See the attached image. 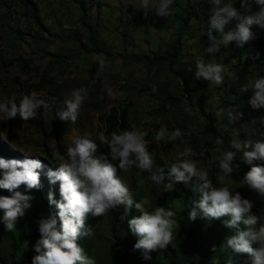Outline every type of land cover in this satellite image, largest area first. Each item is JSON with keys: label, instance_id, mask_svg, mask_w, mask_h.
Returning <instances> with one entry per match:
<instances>
[{"label": "rangeland", "instance_id": "374dc122", "mask_svg": "<svg viewBox=\"0 0 264 264\" xmlns=\"http://www.w3.org/2000/svg\"><path fill=\"white\" fill-rule=\"evenodd\" d=\"M33 1L37 6L35 15L39 17L41 25L33 22L31 11L20 3L17 4L16 0H0V55L5 60L3 64L0 62V100L15 95L18 103L20 97L35 90L48 101L49 107L44 110L41 106L37 117L27 122L22 121L19 115L10 121H0V150L14 152V157L21 160L43 158L54 170H58L60 165L54 155L66 156L67 148L76 137L87 135L96 140L101 132L110 137L112 132H108L107 118L114 111L121 114L127 108L129 128L136 125L147 132L145 141L153 158L152 170L159 161L160 167L157 171L162 170L168 175L170 168L165 160L174 161L185 147H191V158L198 162L200 169L208 170L214 186H219L216 184L215 175L221 152L228 151L226 145L231 144L233 139L264 141V123H261L264 120V109L255 110L258 117L256 125L245 121L251 105L249 103L243 108L241 97L247 92L240 90L251 81L264 77V68H248L246 54L241 61L238 53L234 57V50L222 49L223 46L215 55L205 52V36L211 10L209 0H202L207 1L205 3L191 1L190 5L195 7L194 12L198 17L193 19L189 29L185 31L184 51L180 53L172 70L169 68V61L148 66L144 60L140 62L137 58L147 57L152 60L155 57H167L168 49L179 35L182 19L191 12L192 7L189 8L187 0H174L172 7L175 11L168 18L158 17L154 12L145 18L143 9H140V0ZM151 3L155 5L158 0H151ZM201 4L206 8L201 9ZM87 27L95 31V41L91 40ZM261 32L264 33V30H260ZM213 35H217L215 30ZM257 53L259 57H255L254 61L264 62V52L258 50ZM197 57L223 64L231 75L225 74L224 84L221 86H210L208 81L205 88H200L199 82L204 79L195 77ZM101 59L105 62L103 69L99 66ZM237 68L241 71L238 73L248 74V80L243 85L238 84L240 76L232 70ZM177 72L179 75L182 72L185 74L189 86L185 85L182 78H178ZM105 80L113 88L112 97L101 91ZM81 87L88 90V97L77 122L72 124L71 121L60 120L57 112L63 106V97L72 89ZM166 95H171L175 101H166ZM54 99L57 100L56 103L52 102ZM203 107L207 114H214L220 108L225 112L232 111V120L227 115L217 119V125L223 128L222 145H217L215 136L209 133L208 119L203 114ZM185 108L191 109L195 115L186 113ZM162 126L169 133L179 128L185 133L190 131L191 135H185L182 142L162 141L156 144L153 136ZM119 131L121 130L115 132ZM96 142L98 149L94 156L102 161L107 159L118 166V160H111L109 149L98 140ZM233 168V173L226 178L225 186L253 200V214L259 216L260 222L264 223V202L239 183L247 170L238 169L234 163ZM137 171L135 168L126 173L118 170V175L132 191L134 199L147 197L150 200L151 203L145 207V211L164 207L176 213L174 219L177 221L178 234L174 247L185 263H198L193 244L195 241L203 244L205 250L211 251L214 264H226L229 254L220 247L233 231L221 221L218 225L221 234L218 235L211 228L212 220L200 217L194 222L189 220L192 197L189 194L173 197L183 187L193 189L197 183L196 178L188 184L177 182L175 190L169 192L148 181L143 173L138 177ZM138 178L144 181L139 187ZM41 180L42 184L50 186L54 194L59 191V182L50 184L44 176V170L41 172ZM22 188L24 186L20 189ZM6 195L11 196L12 193L0 189V196ZM124 213L125 208L121 205L110 211L106 217H93L89 214L86 223L90 221L92 228L91 256L96 259L97 264H119L123 260H126L125 264H138L145 261L140 251L129 250L126 231H131L121 223L124 221L121 220ZM140 214L138 212L135 216ZM2 217L0 214V230ZM26 228L28 224L22 219L15 232L4 229L5 235L0 241V264H3L1 257L9 258L10 264H13L12 257L15 258V264L23 263V256L19 261L16 256L20 249L22 230ZM116 230L121 236L120 245L123 250L114 253ZM214 245L216 251L212 250ZM126 251L129 252L128 257L125 256ZM168 255L167 249L151 253L155 260H166Z\"/></svg>", "mask_w": 264, "mask_h": 264}, {"label": "clouds", "instance_id": "9594fccd", "mask_svg": "<svg viewBox=\"0 0 264 264\" xmlns=\"http://www.w3.org/2000/svg\"><path fill=\"white\" fill-rule=\"evenodd\" d=\"M174 0H158L153 5L151 0H140V9H143L145 18L154 12L158 17L168 18L174 14L172 7ZM258 6V10H252V4ZM211 5L208 18L207 36L209 45L205 52L215 55L220 52L221 46L228 47L230 42L236 41L243 47L249 41L256 38L253 26L264 28V0H240V8L234 3H225L224 0H209ZM238 21L235 30L225 31L226 25L231 21ZM219 35H213V31ZM259 53L256 54V58ZM101 69L105 67L103 59L99 61ZM197 79L210 82V86L224 84L225 74L231 75L223 64L206 61L203 57L195 60ZM253 90L249 103L253 109H264V77L257 78L244 85L240 90L247 92ZM102 93L108 97L113 96V88L108 81L103 82ZM88 97L86 88H74L62 100V108L57 116L62 121H71L75 124L80 115L85 100ZM103 95L101 99H103ZM56 103L57 100H53ZM43 106L47 110L49 103L35 90L24 94L19 98L13 95L10 98L0 100V121H10L19 118L27 122L37 117V111ZM189 115H195L191 109L185 108ZM225 115L232 120L231 110L225 112L220 108L214 112L217 119ZM264 123V120H261ZM147 132L142 131L136 125L119 132H112L107 137L103 132L98 139H90L87 135L76 137L67 148L66 156H55L59 162L58 170H47L49 183L55 185L59 182L60 200L55 199L53 192H49L50 204L58 209L49 218L39 220L40 238L34 245L35 255L31 264H97L94 257L89 256L78 243L81 238L92 235V230L86 227V220L91 214L93 217H106L110 211L123 205L125 213L121 220L127 219L131 234L137 238L134 251H140L143 259L151 260L154 251L166 250L170 244L173 246L177 240L176 213L172 209L157 207L152 211H145L150 205L147 197L136 200L130 188L122 181L120 172H128L130 169H138L137 176L145 170L153 168V158L146 144ZM185 135L191 132H182L176 128L170 132L165 127L157 130L153 136L156 144L163 142L183 141ZM99 141L107 149L112 161H119L118 166L107 159L101 160L94 156L98 149ZM217 145H222L224 140L217 137ZM231 149L221 152L218 158V170L215 175L217 185L209 178L208 170L198 167V162L191 157V147H185L177 154L174 161H166L169 165V181L165 183L162 170L152 172L151 181L162 186L164 191H174L177 182L188 184L194 177L197 183L193 190L198 193V199L192 203L188 218L196 221L198 217L208 220L229 216L224 221L226 227L234 229V234L226 238L220 249L228 253L226 264H240L238 255L247 254L245 264H264V223L261 218L253 214L255 202L245 198L239 191H231L225 186L226 178L233 171V163L237 152H242V160L251 164V169L244 174L239 181L241 186H246L264 202V163L256 164L255 161L264 162V141L253 142L233 139ZM45 165L40 159H4L0 158V169L3 170L0 178V189L12 193L11 196H0V210H3L2 222L5 231L15 232L20 218L26 215V210L32 207L34 197L32 190H39L41 184V172ZM144 183L137 180V186ZM24 186L25 191L19 190ZM133 207L141 214L128 218ZM59 222V223H58ZM241 224L245 226L241 229ZM259 225V226H257ZM253 245H258L254 247ZM29 248V242L24 241L20 245L16 259L19 261L23 253ZM216 251V246L212 248Z\"/></svg>", "mask_w": 264, "mask_h": 264}, {"label": "trees", "instance_id": "16d2710c", "mask_svg": "<svg viewBox=\"0 0 264 264\" xmlns=\"http://www.w3.org/2000/svg\"><path fill=\"white\" fill-rule=\"evenodd\" d=\"M188 1V6L189 8L192 7L191 12L187 13L186 17L184 19H182V26L179 30V35L177 37V39L174 41V44L168 49L167 51V57H161V58H154L152 60H149L147 57L145 58H137V60H139L140 62H142L143 60L147 63L148 66L151 65H155L157 63L161 64V63H165V61H169L168 65L169 68L172 70L174 65L176 64L178 57L180 55V53H182L184 51V46H183V40H184V34L185 31L187 29H189L190 27V23L193 21V19L197 18L198 15L196 14L195 11V7H193V5H190L192 0H187ZM199 3L201 2H207V1H202V0H198ZM226 3H234V6L237 7L238 9L240 8V0H225ZM17 4H21L25 9H28L31 11L32 13V19L33 22H37L38 24H40V19L38 16H36V11H37V6L35 1L33 0H16ZM208 5L209 2H208ZM202 8H206L203 7L204 5L201 4ZM252 10L256 11L258 10V6L255 5L254 3L252 4ZM238 21L233 20L231 21L228 25H226V29L225 31H230V30H235L236 25H237ZM41 25V24H40ZM87 26V25H86ZM203 27V26H202ZM87 30L89 31L90 35H91V40H94V36H95V31H93L91 28L87 27ZM253 32L256 35V38L252 41H249L248 43H246L243 47L238 46L236 41H232L230 42V44L228 45V47H222V49H231L234 50L233 51V56L236 57L237 53L240 56V60L242 61L243 58H245V54L247 55L246 57L247 59V67L249 68V66L255 67L257 69H263L264 68V62L262 61H254L255 57H256V51H262L264 52V33L261 32L260 30H264V28H252ZM217 35H219L217 33ZM209 45V40L207 35L205 36V46L208 47ZM0 62L3 64L5 62V60L2 58V56L0 55ZM257 62V63H255ZM232 67H230L231 69ZM234 72H237L238 76H240V79L238 81L239 85H243V83L245 81L248 80V74L245 72L243 73H238L241 72L239 71V68L237 69H232ZM231 70V71H232ZM232 71V72H233ZM183 74V75H182ZM182 74L179 75V73L177 72V76L178 78H182L183 82L185 83L186 86H189V82L186 79L185 74L182 72ZM208 81L207 80H202L199 82V86L200 88H205L206 84ZM253 95V90L250 89L249 91H247V93L244 94L243 97H241V101L243 102V108H245L248 104H249V100L250 97ZM165 100L166 101H175L174 97H172L171 95H166L165 96ZM256 109H253L252 106H250V110H248L249 112V116H245V121L248 122H252V124L256 125V122L258 121V117L255 113ZM203 114L207 117L208 119V124H209V133L214 135L215 138L217 137H222V131L223 128H221L220 126L217 125V118L214 116L213 113H209L207 114L205 111V108L203 107ZM129 110L127 108H124L123 111L121 112V114H118L117 111H114L111 115H109V117L107 118V129L108 132H114L117 130H124V129H129ZM226 147H228V150H233L231 149V144H229L228 146L226 145ZM0 158H6V159H18L17 156L14 157L15 153L13 152H8L6 149H2L0 150ZM242 152H237L236 154V158L234 160V164H236V166L238 167V169L246 171L247 172L251 169L252 165L248 164L247 162L242 160ZM43 164L45 165L44 168V176L45 178H47V170L48 169H52L54 170L53 166L48 162L45 161V159L43 158H39ZM254 163L257 164V162L255 161ZM156 168H154L153 170L147 171L145 170L143 172V174L149 179L148 181L152 182L150 179V175L152 174V172H158L157 171L160 167V163L159 161H157L156 163ZM2 173L3 170L0 169V178H2ZM164 176H165V183H167L169 181V177L168 175H166L165 172H163ZM153 183V182H152ZM41 184H42V180H41ZM21 191H25V188L20 189ZM52 192L50 186H47L45 184H42V187L39 190H32L31 195L34 197L33 201H32V207L28 210H26V215L23 218H20L18 222H21L22 219H24L27 224H28V228L23 229L22 233H21V238H20V242H19V246L26 240L29 242V248L27 251H25L23 253V263L22 264H31V260L32 257L35 255V251H34V245L36 243V241L40 238V233H39V220L42 218H49L51 215H53L54 213L58 212V209L55 207V205L50 204L49 201V192ZM185 192V193H184ZM184 194H189L192 197V202L196 199H198V193H196L192 188H186L183 187V190H181L180 192H177L176 194H173L174 198L177 197H181ZM55 195V199L56 200H60L61 196H60V191H56ZM139 211H137L135 208H133L130 212V214H128V218H132L133 216H135ZM0 214L3 216V210H0ZM230 219L229 216H225V217H221L219 219H213L212 222V229L216 230V232L218 233V235L221 234V230L218 228V225L221 221H224ZM59 223V222H58ZM121 223L124 224V227L128 228V222L127 219H125L124 221H121ZM225 225V224H224ZM86 227L87 228H91V222L88 221L86 223ZM245 226L243 224H241V229H244ZM4 229L5 226L3 224V222H1V230H0V241L4 238ZM129 229V228H128ZM233 231V234L235 232L234 229H231ZM115 235V240L113 243V248H114V253H117V251L119 250H123V246L120 245L121 244V236L118 234L117 230L114 233ZM137 238L135 236H133L130 232L126 231V241L128 243L129 246V250L134 248V244L136 243ZM78 243L81 244V246L84 248L85 252L91 256V251H92V243H91V236L89 237H85V238H81L80 240H78ZM195 245V250L197 252V258H198V263L197 264H214V260H213V254L211 253L210 250H205L203 244H199L196 243L194 241L193 243ZM167 252H168V256L167 259H161V260H145V261H140L138 264H186L185 260L182 256H180V254L177 252L176 248L170 244L167 248ZM127 253V254H126ZM128 251L125 252V256L128 257ZM237 260L240 262V264H245V261L248 260V256L246 254L243 255H238ZM3 264H10V259L7 257H1ZM13 260V264H15V258L12 257ZM126 260L121 261L119 264H125Z\"/></svg>", "mask_w": 264, "mask_h": 264}]
</instances>
